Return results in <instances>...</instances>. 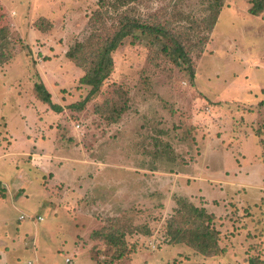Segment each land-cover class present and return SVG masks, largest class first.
Masks as SVG:
<instances>
[{
    "label": "rangeland",
    "instance_id": "obj_1",
    "mask_svg": "<svg viewBox=\"0 0 264 264\" xmlns=\"http://www.w3.org/2000/svg\"><path fill=\"white\" fill-rule=\"evenodd\" d=\"M209 4L0 0V264H264V10L223 0L208 30ZM126 19L162 33L125 38L91 92L67 51ZM176 41L192 78L162 51ZM185 204L211 215L217 254L170 240Z\"/></svg>",
    "mask_w": 264,
    "mask_h": 264
},
{
    "label": "trees",
    "instance_id": "obj_2",
    "mask_svg": "<svg viewBox=\"0 0 264 264\" xmlns=\"http://www.w3.org/2000/svg\"><path fill=\"white\" fill-rule=\"evenodd\" d=\"M222 2L223 0H210L209 5L212 14L207 25L208 30L215 24ZM263 10L264 0H251V5L248 8V12L251 15H258ZM161 30V28L153 25H147L133 19H126V21L116 28L111 36L107 37L105 40L99 41L98 46L94 50L89 52L88 49L91 47L93 39L97 38L98 34L95 33L90 35L85 43H76L71 47L67 51V57L74 60L78 66L84 68V74L80 78V82L89 85L91 87V92L98 91L103 81L108 78L112 71V53L123 43L125 38L130 35L133 36L134 31L150 33L157 36V34L162 33ZM3 32L4 29L0 28L2 37ZM3 39L4 37L0 38V40ZM172 45V47L163 45L162 51H164L175 64H186V69L192 78L194 73L187 55L188 52L184 48V45L177 41ZM86 52L90 53V55H86ZM7 60H9V56H4L0 51V65L4 64ZM33 92L40 101L48 104L55 112L61 110L57 104L51 102L50 93L41 80L34 84ZM185 208L186 211L180 212L178 210L175 212V216L169 220L168 230L170 240L174 243H184L202 255L217 254L220 249L216 243V232L203 223L205 218H207V221L211 220V215L200 208H196L192 204H185ZM176 219L177 221H181L179 225H176ZM183 222L184 225L189 222L193 224L186 227L183 225ZM248 264L261 263L258 262L256 258H249Z\"/></svg>",
    "mask_w": 264,
    "mask_h": 264
},
{
    "label": "crops",
    "instance_id": "obj_3",
    "mask_svg": "<svg viewBox=\"0 0 264 264\" xmlns=\"http://www.w3.org/2000/svg\"><path fill=\"white\" fill-rule=\"evenodd\" d=\"M9 64H3V66H0V68H4L5 69V67H7ZM3 69V70H4ZM4 71H6V70H4ZM36 115L34 116L35 117V119L36 120H38L40 117H38V115H37V113H35ZM37 123V122H36ZM32 124L33 125V127H30L29 129H28V131H27V133H26V137L29 135V134H31V135H29V137L30 138H27V139H32V141L34 142V144H32L34 147H36V145L35 144H38V146L42 143V140L40 139V138H38V135H37V133L39 134V132L40 131H42L43 130V122L42 121H40V123L39 124ZM29 133V134H28ZM32 135H34L33 136V138H31V136ZM16 145H19V143H16ZM42 146V145H41ZM1 147V146H0ZM41 151H42V149H41V147L39 146V149H37L36 150V152H39V153H41ZM2 152L4 153V154H10V153H13L11 150H7V149H5V150H2ZM2 196V195H1Z\"/></svg>",
    "mask_w": 264,
    "mask_h": 264
},
{
    "label": "built area",
    "instance_id": "obj_4",
    "mask_svg": "<svg viewBox=\"0 0 264 264\" xmlns=\"http://www.w3.org/2000/svg\"><path fill=\"white\" fill-rule=\"evenodd\" d=\"M21 217V216H20ZM22 218V217H21ZM38 219H39V217H38ZM65 262L66 263H69L70 262V260H69V258H65Z\"/></svg>",
    "mask_w": 264,
    "mask_h": 264
}]
</instances>
